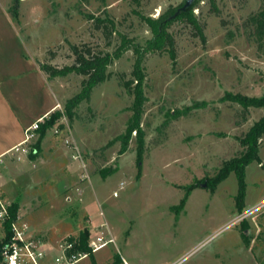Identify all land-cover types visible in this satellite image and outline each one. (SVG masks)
<instances>
[{
	"label": "rangeland",
	"instance_id": "374dc122",
	"mask_svg": "<svg viewBox=\"0 0 264 264\" xmlns=\"http://www.w3.org/2000/svg\"><path fill=\"white\" fill-rule=\"evenodd\" d=\"M184 1L0 0V76L10 99L34 108L56 103L49 117L61 114L36 158L9 154L0 165L1 194L19 205L44 242L41 264H57L60 245L77 243L83 230L89 239L104 231L115 240L76 264H264V138L260 159L246 168L241 209L235 172L212 187L224 163L244 151L240 139L264 116V107L223 99L264 96V37L252 20L262 0H200L194 13L204 37L185 20L172 23L176 58L165 50L142 62V166L136 131L121 153L134 116L125 82L134 78L136 59L133 49L115 56L122 36L145 45L153 33L139 13L158 18ZM73 45L113 58L110 77L71 117L66 102L87 77L71 71L51 78L41 69L46 82L37 65H72Z\"/></svg>",
	"mask_w": 264,
	"mask_h": 264
},
{
	"label": "trees",
	"instance_id": "16d2710c",
	"mask_svg": "<svg viewBox=\"0 0 264 264\" xmlns=\"http://www.w3.org/2000/svg\"><path fill=\"white\" fill-rule=\"evenodd\" d=\"M200 0H197L194 5L185 12H182L176 16L175 13L178 10L177 8L169 9L167 12L161 14L158 18H152L149 16L142 15V19L147 22L149 25L153 37L148 39L145 45L134 42L133 39L122 36V42L119 46V51L116 52L115 56H120L123 51L133 49L136 59H135V69L133 71L134 78L127 80L125 82L126 87L134 95V116L128 126L127 136L123 141V146L121 153L127 151L130 135L133 131H136L138 134L137 143V162L141 167L143 162V156L145 152V139L143 134V129L140 126V120L143 113V106L147 100L145 91H144V78L142 62L145 55L149 52L157 51H169L173 59L176 58L175 50V39L169 32V28L177 20H185L190 23L196 30L203 35V26L201 25L198 17L194 13V8L198 5ZM263 4H264V0ZM252 20L256 23L257 35L262 39L264 37V8L256 15L252 17ZM107 29V27H106ZM73 52L75 54V61L72 65L66 66L63 68H56L51 64L42 63L41 69L45 71L49 77L54 78L58 75L68 73L71 71H77L78 73L83 74L87 77L84 81L83 88L81 92L76 94L74 97L70 98L66 102V112L72 117L73 110L77 107L82 101L89 99L93 87L100 82L106 81L110 76L106 74V69L108 65L112 62V56L110 54H104L100 52H94L91 48H79L77 45L72 46ZM223 99H231L232 101L238 102L245 109L250 107H264V96L263 97H248L243 95H232L228 93ZM60 112L52 114L50 117L46 118V121L41 124L39 132L41 133L38 145L35 148V152L30 154V159H34L38 156L41 151V141L46 134L48 128L52 127L56 119L60 116ZM177 113L175 116H178ZM264 138V116L258 120L253 126L248 130V132L240 139L241 144L244 147V151L240 156H236L229 161H226L224 165L219 170L217 176L212 180V187L214 188L218 183L225 180L232 172L236 173L239 183V192L237 195V204L241 209L243 202L246 197V168L247 166L255 160L260 159V140ZM113 173L114 171H110ZM194 186H189L188 191L183 198L180 206L181 208L187 202L188 196L190 195ZM19 205L17 203L12 204L11 213L13 216L18 212ZM8 234H10V226L7 225ZM90 237L89 230H83L80 233V236L77 240V249L83 251H90L88 246V241ZM90 256H93V253H90ZM1 262V256H0ZM96 264V263H95Z\"/></svg>",
	"mask_w": 264,
	"mask_h": 264
},
{
	"label": "built area",
	"instance_id": "2783aa9c",
	"mask_svg": "<svg viewBox=\"0 0 264 264\" xmlns=\"http://www.w3.org/2000/svg\"><path fill=\"white\" fill-rule=\"evenodd\" d=\"M46 121V118H40L31 124L25 130L23 141L15 146L11 153L18 161H24L30 158V154L35 152L34 142L38 138L41 124ZM55 134L60 133V129L56 126ZM71 140L67 139L66 143L70 144ZM74 159H79L81 153L78 146L75 144ZM2 160H0L1 165ZM114 196H118V192H114ZM12 204L7 202L0 192V264H41L40 259L45 255L42 245L44 242L37 240L33 235L30 223L24 216L16 213L15 216L11 213ZM7 225L10 226V234L7 231ZM113 237H107L104 231H100L96 238H90L88 246L90 251L77 249L76 242H67L60 245L61 256L56 258L57 264H76L80 260L89 257L90 253H95L113 242Z\"/></svg>",
	"mask_w": 264,
	"mask_h": 264
},
{
	"label": "crops",
	"instance_id": "0c3cea01",
	"mask_svg": "<svg viewBox=\"0 0 264 264\" xmlns=\"http://www.w3.org/2000/svg\"><path fill=\"white\" fill-rule=\"evenodd\" d=\"M38 67V77L42 81H49V77ZM5 82L0 76V159L3 160L9 154L12 155V149L20 144L25 137V130L31 124L40 118H47L55 111V104L34 108L31 104L21 102L15 104L9 97V91L5 87ZM51 136H45L41 143V150L45 148ZM50 150V149H48ZM54 150V148H51ZM72 160V159H71ZM73 161V160H72ZM103 249V248H102ZM96 253V252H95ZM93 253V255L95 254ZM125 264H131L128 260H124Z\"/></svg>",
	"mask_w": 264,
	"mask_h": 264
},
{
	"label": "water",
	"instance_id": "95a60500",
	"mask_svg": "<svg viewBox=\"0 0 264 264\" xmlns=\"http://www.w3.org/2000/svg\"><path fill=\"white\" fill-rule=\"evenodd\" d=\"M196 1H197V0H185L184 3H183V5H182L181 7L178 8V10L176 11V13H175L174 16H176V15H178V14H180V13H182V12H185V11H187L188 9H190V8L194 5V3H195Z\"/></svg>",
	"mask_w": 264,
	"mask_h": 264
}]
</instances>
